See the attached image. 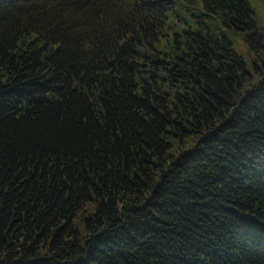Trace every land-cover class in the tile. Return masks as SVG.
Listing matches in <instances>:
<instances>
[{"label": "trees", "instance_id": "16d2710c", "mask_svg": "<svg viewBox=\"0 0 264 264\" xmlns=\"http://www.w3.org/2000/svg\"><path fill=\"white\" fill-rule=\"evenodd\" d=\"M0 264H264V0H0Z\"/></svg>", "mask_w": 264, "mask_h": 264}]
</instances>
